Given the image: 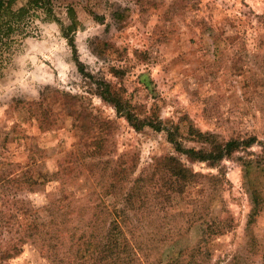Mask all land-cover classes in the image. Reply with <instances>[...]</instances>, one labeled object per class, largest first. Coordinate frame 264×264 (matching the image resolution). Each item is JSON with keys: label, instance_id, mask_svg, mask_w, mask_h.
<instances>
[{"label": "rangeland", "instance_id": "rangeland-1", "mask_svg": "<svg viewBox=\"0 0 264 264\" xmlns=\"http://www.w3.org/2000/svg\"><path fill=\"white\" fill-rule=\"evenodd\" d=\"M30 1L14 0L0 12V264H51L38 238L45 232L38 228L44 212L34 209L58 196L60 184L31 187L23 177L32 165L36 173L44 170L51 164H43L48 157L53 162L83 151L91 131L85 133L92 129L89 120L100 133L99 142L110 149L97 162H116L128 179L140 177L167 155L182 157L187 167L204 175L178 194L177 202L160 198L155 210L162 254L153 258L197 245L207 233L206 224L214 227L231 217L229 231L205 236L208 264H264L260 147L234 152L217 167L192 163L174 152L163 131L147 126L135 130L94 94L107 83L135 114L183 123L185 136L192 137L185 130L192 125L215 141L249 136L264 141V0ZM20 8L27 11L18 16ZM66 37L73 38V48ZM73 102L86 113L91 102L94 119L75 121V114H69ZM44 110L51 125L40 136L34 117ZM18 121V139L11 142L9 126ZM27 134L30 140L24 143ZM183 144L200 146L188 138ZM90 186L82 176L70 188L82 193ZM146 195L144 188L130 191V197L139 199L130 207L140 213L134 224L145 242L150 234L142 214L154 209ZM168 229L178 232L162 238ZM168 240L173 245L165 249Z\"/></svg>", "mask_w": 264, "mask_h": 264}, {"label": "trees", "instance_id": "trees-1", "mask_svg": "<svg viewBox=\"0 0 264 264\" xmlns=\"http://www.w3.org/2000/svg\"><path fill=\"white\" fill-rule=\"evenodd\" d=\"M13 1L0 0V12L5 5ZM48 1L50 0H31L30 3H47ZM26 11L24 8L18 9V16L26 13ZM66 38L73 48V38ZM102 85L105 87L101 89L99 85L98 89H94V94H98L104 102L112 104L116 113L123 116L130 126L135 130L147 126L158 132L163 131L174 152L192 163L205 162L210 167H217V164H220L224 159L230 158L234 152L248 149L253 144H257L260 147L261 155L264 157V141L258 140L255 136L215 141L210 138L208 132L196 129L192 125H185V130L189 131L192 137L185 136L182 135L180 130V124L183 123L164 121L156 114L151 113H145L140 117L135 114L133 109H129L127 101L117 95L115 90L111 91L109 89L107 83H102ZM40 104L41 101L36 103V109ZM70 107L73 110L69 114H75V121L79 119L80 122L89 116L91 119L95 117V115L92 117L91 111L94 108L91 102L86 107L89 113H86L85 109L77 110L76 102L71 103ZM45 112L46 110L34 117L38 123L37 132L40 136L46 135L51 125ZM88 122H90L92 129L85 133L88 135L91 131L83 144V151L79 150L80 154L79 152L77 154L70 153L60 158H55L53 162L48 157L43 164L48 162L51 164H46L44 170L36 173L35 165H32L30 173L23 177L25 183L31 187L43 183L47 185L56 183L59 188L60 184L58 191H61L58 196L51 198L49 203L39 210L34 209V213L39 212L40 214V211L44 212V218H40L42 222L41 224L38 223V228L43 227L45 232L43 233L44 235L39 233L38 238L42 253L50 260V263L208 264L211 252L210 248L203 244L206 240L205 236L220 235L229 231L232 221L231 217L219 219L220 223L214 227L206 224L204 232L207 233L197 245L168 253L165 258H163L165 253L159 258H153V256L162 254V249H158L161 245L157 246L159 233H157L156 228H159L160 223L156 217L158 210H155L160 198H165L168 204H172L174 201L177 202L178 194L183 193L185 188L198 182V178L204 175L196 173L192 168L187 167L182 157L167 155L155 160L152 167L140 174V177H130L128 179V175L122 172L123 170L116 162L109 166L106 163L108 160L101 161L102 164L97 162L99 159L96 157L103 158L104 155H108L110 149L106 147L105 143L101 144L99 142L101 136L93 124L94 120H89ZM20 125L21 122L18 121L9 126L11 142L17 141L18 136L15 135L18 132L16 131L17 127H20ZM102 125L103 122L101 121L100 126ZM9 134L6 132V140L10 138ZM185 138H188L191 142L199 143L200 146H186L183 144V139ZM29 140L30 136L28 134L22 138L24 143L29 142ZM246 164L250 165L251 162L247 160ZM82 176L90 179V188L86 189L85 192L82 191V193L72 191L70 187ZM218 178L216 180H220ZM160 179L163 181L158 186L157 182ZM210 179L214 180V177H210ZM139 182L141 186L137 185ZM143 183L144 185H142ZM175 185L177 188L173 187ZM161 187L164 188L163 193H159ZM136 188H144L147 193L145 198L149 203H154V209L149 211L150 214H142L148 226V230L145 233L150 234L147 242L139 240V228L136 226L137 224H134L140 213H138L137 209L130 207V205L134 206L139 203V199L130 197V191H134ZM95 192L96 194H94ZM92 195L99 196V199H90ZM106 197H110L111 201H105L104 198ZM161 212L168 214L165 210H161ZM177 213H180V211H177ZM215 215L217 214L215 213ZM180 220L184 221L185 218ZM253 220L254 214H252V218L249 221L252 222ZM30 225L34 230L37 229L36 223ZM175 228L176 226L174 230ZM167 232V234H163L162 238L169 234L172 236L178 231H172L171 233L168 229ZM34 238L36 239V237ZM165 243H168L165 245V249L173 245L172 240H168Z\"/></svg>", "mask_w": 264, "mask_h": 264}]
</instances>
